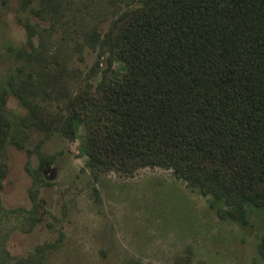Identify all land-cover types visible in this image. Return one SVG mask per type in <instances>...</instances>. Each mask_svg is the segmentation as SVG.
<instances>
[{
    "label": "rangeland",
    "instance_id": "1",
    "mask_svg": "<svg viewBox=\"0 0 264 264\" xmlns=\"http://www.w3.org/2000/svg\"><path fill=\"white\" fill-rule=\"evenodd\" d=\"M139 1L0 0V264H264V211L218 217L163 167L94 176L81 129L48 127L71 93L119 75L92 28Z\"/></svg>",
    "mask_w": 264,
    "mask_h": 264
},
{
    "label": "trees",
    "instance_id": "2",
    "mask_svg": "<svg viewBox=\"0 0 264 264\" xmlns=\"http://www.w3.org/2000/svg\"><path fill=\"white\" fill-rule=\"evenodd\" d=\"M92 34L119 75L71 93L52 125L29 105L26 120L80 128L94 176L163 167L218 217L264 211V0H140ZM256 249L264 260V234Z\"/></svg>",
    "mask_w": 264,
    "mask_h": 264
}]
</instances>
